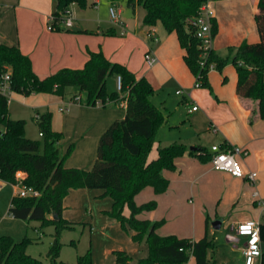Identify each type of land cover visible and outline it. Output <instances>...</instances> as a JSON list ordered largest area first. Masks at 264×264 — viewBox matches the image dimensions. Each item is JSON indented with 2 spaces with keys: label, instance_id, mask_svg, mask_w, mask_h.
<instances>
[{
  "label": "trees",
  "instance_id": "obj_1",
  "mask_svg": "<svg viewBox=\"0 0 264 264\" xmlns=\"http://www.w3.org/2000/svg\"><path fill=\"white\" fill-rule=\"evenodd\" d=\"M68 1L84 4L85 0ZM205 1L125 0L128 7L139 6L143 10L144 25L153 26L160 22L166 32L176 35L183 49L184 63L203 86H208L211 64L219 71L232 64L237 72L236 93L257 101L258 117L264 119V0H258V12L254 16L259 34L257 42L243 41L237 47L229 48L226 55H219L212 49L203 57L191 20ZM211 23L214 34L216 24L213 19ZM108 34L112 35V32ZM3 71L10 72L11 88L15 93L63 96L66 88L75 87L77 93L84 95L83 103L87 106L117 101L119 93L108 92L106 80L108 76L120 75L126 105L124 117L111 122L99 136L95 161L89 170H85L64 166L72 145L61 154L59 145L63 135L52 128L50 112L41 114L37 120L43 138V150L40 151L39 141L25 135V121L9 116L8 101L0 94V180L17 185L18 175H22V183L39 192L37 197L12 196L8 213L13 218L38 220L42 227L52 225L55 229L47 252L48 261L27 253L32 239L15 240L9 235H0V264H69L58 259L62 246L60 231L73 228L74 224L62 217L63 199L71 189L79 188L103 190L102 196L112 200L111 208L105 214L122 228H130L133 242H145L148 246V255L137 260L124 250H114L113 264H186L190 257H193L194 264H223L207 258L214 245L206 234L197 240L174 234L160 235L156 229L164 220L151 221L140 217L141 213L154 210L157 201L152 199L137 204L134 197L147 186L154 194L165 192L169 180L163 171H173L175 158L186 151L183 144L173 142L158 145L156 156L150 158L155 131L165 122V116L153 103L155 91L145 77L137 78L124 64L110 61L101 51L89 52L81 68H61L39 77L30 58L18 46L0 44V73ZM197 151L203 160L210 159L211 154L206 148L198 146ZM54 214L57 219L53 218ZM261 240H264V226L261 227ZM75 264H92L90 250L79 255ZM261 264H264V253Z\"/></svg>",
  "mask_w": 264,
  "mask_h": 264
},
{
  "label": "crops",
  "instance_id": "obj_2",
  "mask_svg": "<svg viewBox=\"0 0 264 264\" xmlns=\"http://www.w3.org/2000/svg\"><path fill=\"white\" fill-rule=\"evenodd\" d=\"M108 2L85 0L84 4H79L68 0H0V44L18 46L22 53L30 58L32 68L39 77L50 75L61 68H81L88 59L89 52L101 51L110 61L125 64L137 78L147 77L151 85L155 77L165 74L180 83L188 78L195 79L183 61V49L174 33L166 32L160 22L153 26L144 25L143 10L136 6L134 9L131 8L134 14L132 21L127 23L121 20L124 30L121 34V26L112 24L109 19L101 16L99 5L104 10L112 3L110 0ZM207 2L216 24V32L212 36V48L217 54L226 55L229 48L237 47L243 41L253 43L259 40L254 18L258 12V0H207ZM62 8L71 10L74 17L73 25L70 28L60 26L54 30H47V17ZM123 11L120 7L119 14ZM128 28L130 37L116 38L117 35H126ZM111 32L112 35H109L108 33ZM129 40L136 41L138 50L143 52V56L137 53L136 62H134L135 58H129V50L118 52L119 47L116 48V44L123 46ZM147 52L158 58V63L152 67H148L144 61V54ZM135 53L133 55H136ZM141 62H144L149 70L148 74L147 70L143 75L138 72V64ZM212 72L214 69L209 70L208 75ZM217 74L222 83L229 78V86L213 88V92L193 87L187 94L191 102L187 108L188 113L192 114L199 110L198 102L205 109L208 125H190V133L179 137V143L186 147V151L175 158L173 171H163V175L169 180L166 191L154 194L152 188L147 186L134 197V200L137 204L149 199L157 201L154 210L145 211L140 217L151 221L164 220V223L156 229L160 235L174 234L180 238L197 240L205 234L216 237L217 233L223 232L225 227L230 226L232 232H226L225 237L234 245L240 242L241 249L245 238L241 239L242 236L236 234L235 227L239 222L257 219L261 214V208L252 197L253 190L256 189L260 197L264 198V119L258 117L257 101L240 97L236 93L237 72L232 64L225 65ZM111 76L116 85V75ZM107 85L106 80V88ZM77 92L75 87H68L63 96L44 93H33L28 96H31L33 105L38 100L59 98L61 104L57 111L59 113L68 111V124L83 125V128L81 127L71 139L79 144L84 141L92 142L111 124L115 115L113 109L109 110L106 107L118 103L111 102L104 105L97 103L95 106H87L83 103V94L79 102L72 100ZM28 96H24V101H27ZM155 96L154 93L153 98ZM193 105H197V110L189 112ZM200 116L204 117V114L193 116V122H199ZM61 125L62 132L67 134L64 122ZM212 144L235 145L248 149L249 153L246 157L238 156L236 159L245 175L249 171L257 173L255 185L252 186L245 178L213 170L209 160H203L197 150L195 154L190 153L191 146L204 147L209 153ZM73 157L75 161H70L66 166L83 168L79 158L81 161H86L88 154L78 148L74 151ZM0 182L4 181L0 180ZM12 186L17 189L16 185ZM80 189L85 190L79 188L69 191L63 199V208L71 203L72 192L78 193L79 191L76 190ZM16 193L17 190L12 196ZM102 193L101 189L93 193L95 197H100L99 201L106 200L101 205L97 204V209L100 208L99 211L106 216L104 221L106 227L115 230L116 226L120 225L105 214V211L111 208L112 200L105 199L108 196H102ZM141 194L145 200H140L143 199L140 197ZM125 212L128 213L127 210ZM64 217L69 219L67 215ZM213 223L219 228H213ZM182 224L187 225L184 233L176 230L182 229L180 228ZM129 231L133 233L130 228ZM132 244L129 245V255L133 260L148 255V246L145 242ZM261 250L264 253V240H261ZM207 258L222 263L215 258L214 247L208 251ZM186 264H194L193 257H190Z\"/></svg>",
  "mask_w": 264,
  "mask_h": 264
},
{
  "label": "rangeland",
  "instance_id": "obj_3",
  "mask_svg": "<svg viewBox=\"0 0 264 264\" xmlns=\"http://www.w3.org/2000/svg\"><path fill=\"white\" fill-rule=\"evenodd\" d=\"M106 3H109L108 0H104ZM93 7V5H90ZM114 7L117 11L120 7L123 8V12H120L119 19L123 22L129 23L132 21L134 14L130 7L127 6L125 0H116L111 4H108L103 10L101 5L99 9L101 16L105 19H109L112 24H114L109 17V8ZM96 8V7H93ZM118 26V25H117ZM129 28L127 29L126 35L119 36L117 39L128 38L130 37ZM136 40V39H135ZM119 47L118 52H124L129 50V58H135L134 62L138 60L137 53L143 52L138 50V44L136 41L129 40L128 43L120 46L116 44V48ZM126 52V53H127ZM136 52V55H133ZM134 56V57H133ZM143 61V60H142ZM123 64L119 61H113ZM125 65V64H124ZM126 66V65H125ZM127 67V66H126ZM128 68V67H127ZM138 72L141 75L144 74V71L149 70L146 68L144 62L138 64ZM132 71L130 68H128ZM219 70L214 69V72L208 75V86H203L200 81L199 90H212L213 88L218 89L219 87L228 85L229 78L225 80L224 83L220 81ZM147 79V77H146ZM148 80V79H147ZM197 79H185L182 83L177 81L173 77L158 76L153 79L152 86L155 91V97L153 98V103L159 107L164 116L165 122L161 124L155 131L154 142L152 147V153H150V158H153L156 154V147L158 144L165 146L176 141L179 143V137L185 136L190 133V125H208V120L205 118V109L197 102L199 110L189 114L188 106H190V100L187 96L189 91L194 87L193 84ZM107 91H117L116 85L114 84V79L112 76L107 77ZM111 86V87H110ZM112 88V89H110ZM67 99V97H65ZM64 99V101L66 100ZM31 96H28L27 101H24V95L13 92L8 101V114L12 119H22L25 121V135L32 139L37 140L40 143V151L43 150V138L39 134V129L37 125L38 116L45 112L51 113V126L56 131H61V123L64 122L67 134L62 132L63 139L60 142V152L65 154L69 145H72L73 151L68 154L64 159V166L69 164V162H74L75 158L73 153L75 150L82 149L86 154H88V161H81L79 158V163L83 164V168L72 166L75 168H81L89 170L96 158V146L97 139H93L92 142L84 141L82 143H76L71 138L76 135L78 130L83 125H69L67 114L68 111L59 113L57 111L60 106V99L51 97L47 101L38 100L33 105ZM107 109H113L115 115L112 119H122L124 117V109L118 104H113L106 107ZM199 122H193V116L201 115ZM195 120V119H194ZM111 121V122H112ZM196 121V120H195ZM83 128V127H82ZM90 144L92 146H90ZM90 154V155H89ZM81 153H79V156ZM75 156V155H74ZM73 157V158H72ZM85 159V158H84ZM67 167V166H66ZM17 190V189H16ZM15 187L12 184L7 182H0V235H9L15 240H21L24 237L32 239V242L27 246V253L30 255L39 258L43 261H48L47 252L49 246L52 242V237L54 233V226H41V222L38 220H22L13 218L8 213V208L10 205V199L12 195L16 192ZM100 189H80L76 190L77 192H72L71 203L63 208L62 217L67 215L69 221L74 222L73 228L62 229L60 231V242L62 243L60 254L58 259L69 264H75L76 259L79 255L85 254L88 250L91 252L92 264H113V250L122 249L129 254V245H133L131 240V231L129 228L126 229L116 226L115 230H111L108 226L106 227L105 219L106 216L102 211L97 209V204L101 205L106 200L99 201L100 197H95L93 193L99 191ZM76 193V194H75ZM143 198V194L141 196ZM139 197V198H140ZM138 198V200H139ZM104 199V198H102ZM110 201V197H107ZM140 200H145L144 198ZM152 200V199H149ZM146 200V201H149ZM144 201V202H146ZM109 217V216H108ZM184 223H186L184 221ZM176 229L178 232L184 233L187 230V225ZM179 228V227H178ZM226 228V229H225ZM222 231L217 233L216 237H213L211 234H208V238L213 241L214 245V254L215 258L224 264L227 262L229 264H244L243 258L240 256V242L234 245L232 242L227 241L225 234L226 232L231 233V227H225ZM190 230L191 227H190ZM244 239V237H241ZM211 253V251H210ZM261 259H257L255 264H260Z\"/></svg>",
  "mask_w": 264,
  "mask_h": 264
},
{
  "label": "built area",
  "instance_id": "obj_4",
  "mask_svg": "<svg viewBox=\"0 0 264 264\" xmlns=\"http://www.w3.org/2000/svg\"><path fill=\"white\" fill-rule=\"evenodd\" d=\"M109 16L111 21L115 25H119L122 28L121 34L124 33L123 23L119 19V10L114 7L109 8ZM74 17L70 9H62L59 13H53L47 17V30H54L60 26L70 28L73 25ZM212 15L209 9L207 0L203 2L198 10L197 15L191 20L195 27V36L199 40L200 48L202 49V56L206 57L210 50H212V30L211 23ZM144 61L148 67H152L158 63V58L147 52L144 54ZM203 65L204 62L202 61ZM214 69L213 64L209 66V70ZM198 80L194 82V87H199ZM116 89L120 97L117 102L121 107H125L126 99L125 92L122 91V78L120 75L116 76ZM14 91L11 88V74L9 71H3L0 73V94L4 95L9 101L11 94ZM73 101L79 102L81 100V94L77 93L72 97ZM112 101H107L111 103ZM197 105H193L189 112L197 110ZM39 118V116H38ZM41 135V133H39ZM211 154L209 162L211 168L216 171H223L238 178H245L252 186L255 185L256 175L255 171H249L246 175L240 168L236 157H246L249 153L248 149L242 146H221L220 144H212L209 149ZM17 193L19 197H37L39 192L32 186L22 183V175H18ZM252 197L255 203L261 208V214L257 219L243 220L239 222L235 227V232L238 236L245 238V242L242 245L240 251L241 256L245 264H255L257 259H261V227L264 226V198L260 197L257 190L254 189ZM261 264V261H260Z\"/></svg>",
  "mask_w": 264,
  "mask_h": 264
},
{
  "label": "water",
  "instance_id": "obj_5",
  "mask_svg": "<svg viewBox=\"0 0 264 264\" xmlns=\"http://www.w3.org/2000/svg\"><path fill=\"white\" fill-rule=\"evenodd\" d=\"M189 149H190V151H196V150H197V147H195V146H191V147H189ZM53 218H54V219H57V215L54 214V215H53ZM212 227L215 228V229L219 228V226H215L214 223L212 224Z\"/></svg>",
  "mask_w": 264,
  "mask_h": 264
}]
</instances>
